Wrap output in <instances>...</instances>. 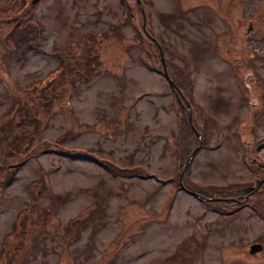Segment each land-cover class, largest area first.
<instances>
[{"label": "rangeland", "instance_id": "1", "mask_svg": "<svg viewBox=\"0 0 264 264\" xmlns=\"http://www.w3.org/2000/svg\"><path fill=\"white\" fill-rule=\"evenodd\" d=\"M140 1L0 11V119L85 36L95 54L64 58L58 98L0 136V253L7 235L13 252L24 243L9 264H264V180L246 205L228 193L264 163V0ZM196 147L181 182L206 202L177 187Z\"/></svg>", "mask_w": 264, "mask_h": 264}, {"label": "trees", "instance_id": "2", "mask_svg": "<svg viewBox=\"0 0 264 264\" xmlns=\"http://www.w3.org/2000/svg\"><path fill=\"white\" fill-rule=\"evenodd\" d=\"M41 1H43V0H30L31 5H28V7L31 9L30 13L34 12L35 8L38 6V4ZM23 3H26L25 0H8V1L6 0V1H4V3L0 4V11L3 12V10H5V9L9 10L12 7L11 5H17V4L22 5ZM3 13H5V12H3ZM14 27H15V25H14ZM4 39H5L4 45L8 46L7 42L9 41V39H11V33L5 34ZM21 39H23V38H21ZM17 41L12 42V44L14 46V47L13 46L12 47L14 50L18 51V53H19V54L17 53L18 59L22 60L26 57V54L30 51V49H31L30 47L32 46V43L29 42L28 40L23 39L21 46L18 47ZM16 46H17V48H16ZM92 46L93 45H92L91 39L88 36H85L82 40V43L79 46V50L83 56H94L95 55L94 51L89 50L90 47H92ZM76 53H77V51L73 50L72 55H70V56H74V55H76ZM56 54H60V52H56ZM64 54H66L67 56L60 54L59 55L60 56L59 57L60 62L58 64V66L56 68L52 69L51 71H49L45 77H43L42 79L29 81L28 83L25 84L23 90H26L25 92L29 93L28 97L24 92V96L22 97L23 101H20L19 98H14L15 104H13L12 107L7 109L5 115L3 117H1V119H0V124H1L0 125V136H2L1 134L6 136V131H10V133L13 132L15 127L22 125L23 120H24V122L26 119L27 120L28 119L33 120L34 119L33 114L36 111L37 107L39 109H42L43 107H45V105H47L48 103H51L52 101L54 102L58 98V95L55 93V91L53 89L55 83L58 81H61L60 79H64V81H61L59 84V86L61 87L64 85L65 82H67L71 78L69 68L64 61V58L69 57V55H68L69 52L68 53L66 52ZM61 89H62V87H61ZM20 90H21V88H20ZM37 91H38V93L34 97V95L32 93L37 92ZM26 97H27V99H26ZM25 99L27 102L34 101L35 107H33V105L31 103L27 104L25 102ZM21 104L25 107H22ZM4 136H2V137H4ZM9 144L10 143H7L8 148L5 149L3 147V150L1 153V155L3 154L2 155L3 157L11 149V144L10 145ZM66 153L69 155L70 151L68 150V151H66ZM72 158H77V156H73ZM3 161H4V159H3ZM3 161L0 163V165L4 164ZM20 215H22L21 221L28 220V219H25L23 217V211L20 213ZM17 226L19 227L20 224H18ZM20 229L21 228L17 229V231H20ZM21 234H19L17 236V239L19 238V236ZM14 235L15 234L7 235V240H5L6 245H3V249L0 253V264H9L10 262H13V261L9 260L11 257V253L13 251L9 248L10 241L8 240V238L11 236H14ZM23 245H24V243L21 244L18 241L17 247H16L17 250L13 253L17 254L19 249L22 248ZM13 259H15V258H13Z\"/></svg>", "mask_w": 264, "mask_h": 264}, {"label": "flooded vegetation", "instance_id": "3", "mask_svg": "<svg viewBox=\"0 0 264 264\" xmlns=\"http://www.w3.org/2000/svg\"><path fill=\"white\" fill-rule=\"evenodd\" d=\"M243 25H246V29H248V31H249V29L251 28L252 23L251 22H247V23L241 22V27L240 28H243ZM145 29H146V27H145ZM150 35H151L150 38L152 40L154 36H152L151 33H150ZM148 43H150V42H148ZM152 43H150V44H152ZM255 75L259 79L260 83L262 85H264V79H262L258 74H255ZM179 104L184 109V106L183 105L185 104V102H182V103L180 102ZM187 104H188V106L190 105L189 102H187ZM243 104H246V99H244V103ZM247 112H249V110H247ZM260 115H261V111H260ZM189 126L192 129L191 124H189ZM192 131H193V129H192ZM232 134L235 135L234 132H232ZM227 140H228V137H227ZM200 145L203 146V143L200 142L199 143V146ZM200 150H202V148H200V147L197 148L196 147L192 153L190 152L189 156L186 159V161H188V162L185 165V170H186V167L189 166V164H190L191 160L193 159V157L196 156L199 153ZM243 156H244V158H243ZM245 156H246V154L242 151V153H241V155L239 157H240V159H243L244 160L245 159ZM189 157H190V159H189ZM256 160L257 159H254V158H252L251 160H249V162L252 163L249 166L252 168L253 171L250 172L249 176L247 177V180L244 183H235V184H233L232 188L229 189V191H228L229 194H230V196H231V199H235L236 204L239 203L242 206H243V204L246 205V203L249 202L248 200L250 199V197H253L252 195L255 194V192H256V191H254L255 189H253L255 187V185L257 183H259L260 181L264 180V177L263 178H260L259 177V175L264 171V163L263 164L258 163ZM183 167L184 166L181 165L180 166V169L183 168ZM238 184H241L243 187H241V186L240 187H234V185L237 186ZM262 185L259 186V188L257 189V192L256 193H259L260 192ZM243 201L245 203H243Z\"/></svg>", "mask_w": 264, "mask_h": 264}, {"label": "water", "instance_id": "4", "mask_svg": "<svg viewBox=\"0 0 264 264\" xmlns=\"http://www.w3.org/2000/svg\"><path fill=\"white\" fill-rule=\"evenodd\" d=\"M137 1V4L140 6L141 5V2H140V0H136ZM143 29H144V26H143ZM159 52H160V56H161V62H162V66H163V70H164V75H165V77H166V79H168V76H167V74H166V72H165V68H164V58H163V55H162V51L161 50H159ZM170 84H171V86H173V84L170 82ZM189 121H190V119H189ZM189 159H190V157H189ZM188 159V160H189ZM187 162L188 161H186L185 162V165L187 164ZM181 177L182 176H180L179 177V182H180V184H181V186H182V188L184 189V187H183V185H182V182H181ZM188 194H190V195H192V196H195V197H199L197 194H195V193H191V192H189V191H186ZM262 250V246L260 245V244H253V245H251L250 247H249V252H251V253H257V252H260Z\"/></svg>", "mask_w": 264, "mask_h": 264}]
</instances>
